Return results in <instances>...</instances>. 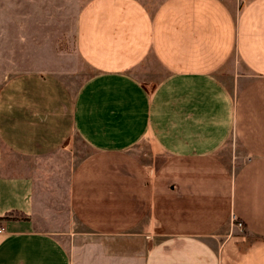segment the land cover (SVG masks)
I'll return each mask as SVG.
<instances>
[{
	"label": "crops",
	"instance_id": "crops-1",
	"mask_svg": "<svg viewBox=\"0 0 264 264\" xmlns=\"http://www.w3.org/2000/svg\"><path fill=\"white\" fill-rule=\"evenodd\" d=\"M77 29L95 71L76 90L39 70L0 86V264H264V0H89ZM149 55L155 79L131 71ZM74 137L67 207L41 208L6 150Z\"/></svg>",
	"mask_w": 264,
	"mask_h": 264
},
{
	"label": "rangeland",
	"instance_id": "rangeland-1",
	"mask_svg": "<svg viewBox=\"0 0 264 264\" xmlns=\"http://www.w3.org/2000/svg\"><path fill=\"white\" fill-rule=\"evenodd\" d=\"M89 0H0V86L5 79L23 71L39 70L56 74L76 90L92 68L82 57L78 47V21L81 10ZM227 70H247L234 57ZM143 78H157L164 69L152 55L131 70ZM83 148L76 137L52 154L31 158L6 150L10 164L26 166L36 174L37 202L41 208L55 205L66 209L68 178L72 164L78 159L77 149ZM239 145L231 139L225 144L224 156L237 152ZM58 196L60 202L49 200ZM61 199H60V198ZM63 203L62 205L60 203ZM69 215L63 210L49 216L48 226L67 228ZM69 243V241H68Z\"/></svg>",
	"mask_w": 264,
	"mask_h": 264
},
{
	"label": "built area",
	"instance_id": "built-area-1",
	"mask_svg": "<svg viewBox=\"0 0 264 264\" xmlns=\"http://www.w3.org/2000/svg\"><path fill=\"white\" fill-rule=\"evenodd\" d=\"M230 224L231 226H235L236 228H238L240 231L243 230L244 226H243L242 220H240L238 216L233 212L230 214ZM0 231H1V228H0Z\"/></svg>",
	"mask_w": 264,
	"mask_h": 264
},
{
	"label": "trees",
	"instance_id": "trees-1",
	"mask_svg": "<svg viewBox=\"0 0 264 264\" xmlns=\"http://www.w3.org/2000/svg\"><path fill=\"white\" fill-rule=\"evenodd\" d=\"M12 213H7V214H5L3 217H8V216H10Z\"/></svg>",
	"mask_w": 264,
	"mask_h": 264
}]
</instances>
